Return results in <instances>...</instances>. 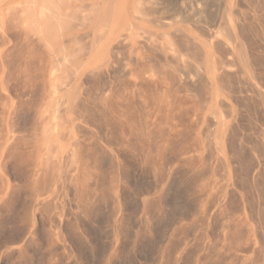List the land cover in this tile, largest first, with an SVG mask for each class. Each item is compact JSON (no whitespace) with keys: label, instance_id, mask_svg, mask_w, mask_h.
I'll return each mask as SVG.
<instances>
[{"label":"rangeland","instance_id":"1","mask_svg":"<svg viewBox=\"0 0 264 264\" xmlns=\"http://www.w3.org/2000/svg\"><path fill=\"white\" fill-rule=\"evenodd\" d=\"M195 1L196 3L201 2V0H195ZM208 1L210 2V0H206V2ZM178 2L177 1L174 2V5L176 4V9L180 10V7L178 8V4H179ZM210 4L212 5L213 3L210 2ZM210 4L207 3L208 5L207 7H209L207 8V10L208 11L210 10L211 12L215 4H213L212 6ZM245 6L246 4L244 2L243 6L237 7V10L240 11L239 15L241 14L242 16V17L240 16L242 20H244V18L250 19V16L246 15L248 8ZM210 7L213 8L210 9ZM235 15L237 14H234L233 12V14H230V18L233 20L234 19L237 20L239 15H237V17ZM11 18L12 17H9L8 20L6 21L9 23L10 26L8 27L6 36L3 39L0 38V236H1L0 239H2L0 240V264H6V263L7 264L8 263L9 264H264V253L262 252L264 250L262 249L264 246L262 244L264 243V224H263L264 221L262 220V217L260 215H259L260 217L257 215L260 211L257 210L256 212L255 210V205L253 203L255 202V200L249 199L252 200L251 201L252 203L247 201L248 200L247 198H254L252 197L253 193L251 195L252 192V190L250 189L251 180L249 185L248 178L250 179L258 178L257 171L263 172L264 170L263 159L259 157V152H257L258 150H256L257 148H259L261 144L264 143V141L261 140V133L264 132V121H263L264 103L261 102L258 99V97L256 96L257 97L256 98L254 95L253 96L255 98L253 97L251 99L252 94L247 92L249 94L248 95L245 92L246 88L243 89L244 88L243 84L245 82H249L253 86V88H255L258 92L259 91L264 92V79H263L264 68H262L264 66L263 64L264 47L261 48L262 46H264L263 41H261L260 39H254L253 37H252L253 40L250 38L251 39L250 43L252 42L251 43L252 56L250 55L249 57L248 69H245L243 64L236 65V67L232 69L229 68L227 69L225 68L227 65V63H225L227 62L226 61L227 56H225L224 50L222 51L220 49H217V52H215L216 49H214L215 47L212 46L214 40L209 39L207 32L202 33L199 30L200 28L197 24L196 27L195 25L192 26L190 24H184L180 22H172V23L164 22L167 24L165 25L163 24V27H156L153 24L139 21V17L137 15H134L133 24L137 27L145 28L147 31H150L153 34L152 38H150L151 40L147 36L146 37L142 36L141 38H137L136 36H133V38L129 42L122 43L124 44L123 45L124 48H121L122 44L121 46L120 44L116 46L115 48L118 49L116 50L114 48V52H112L113 55L114 54L116 55V58L112 54L108 55L104 73H100L96 75L95 78L92 79L91 81L86 80V77L83 75L79 76L78 79H76V82L71 85V88L67 89L69 91L68 95L70 97L69 102L66 103L64 106H62L59 101L62 92L59 91L58 89H56L57 91L54 92L55 91L54 87H57L59 85L57 83L61 82L59 81V79L61 76L65 74L66 71H68V66L66 68L59 67L61 70L60 71L59 69H57L58 68L57 66H56L57 68L54 67V65L57 64L54 60L56 56H58L57 51L60 50L63 45H64L63 48L65 49L63 51L75 52L74 54L76 55L73 56L78 57L77 59L79 60L80 54L78 53V50L80 49V47H83L85 45V41H83V37H82L84 31L75 27L71 28L70 31L67 32L65 37L61 39L63 45H58L55 51L56 53L50 54L47 53L48 51L46 52V49L45 47L43 48V45L32 46V45H26L24 43V45H26L24 46L21 36L19 34V27H18L19 25H17L18 20L17 19L12 20ZM216 19L217 21L214 20L215 23L211 22V26L212 24H214L215 27L212 26L210 28L208 26L210 28L208 29L211 30L210 31L211 33L212 32L214 33L218 30V28L220 27L219 24L223 25L225 23V20L221 16L216 17ZM236 20H235L236 24L237 23L243 24L242 22H238ZM13 21L16 22L15 26ZM252 25L249 26L251 28L250 31L256 30V25H254V27H252ZM253 28L254 30H252ZM198 30L200 31V33H198L199 32ZM183 33L188 37H190L194 42V44H196L194 46L195 48L193 49L194 51L190 52L185 49L184 44L182 43L183 40L180 38L181 35H179ZM250 35H252V33ZM16 39H18V41ZM240 39L241 38H238V41L244 42L243 39L242 40ZM66 40L68 41V46ZM146 40H148V42ZM218 40L225 43L227 42L225 36L222 34L218 35ZM257 40L260 43L257 44L258 42ZM76 41L79 44H77ZM166 42L173 45L174 51L172 52L174 53L171 54H174L173 56L179 60L180 65L182 67H186L188 65L187 64L188 62H189L188 66H190L193 63H195V60H198L199 57L202 58V56H199L198 52L199 50H203V52L204 51L209 52L212 55L213 59L219 60L221 62L219 66L225 68L223 70L226 73H229L232 76L236 75L238 72L240 75L243 74L242 78L241 77H240L241 79L238 78L237 81H236L237 77L236 78L233 77L234 81L240 82V84L243 86L241 87V91L244 94L241 93L239 96H237L240 98V100L239 98H237V100L242 101L244 100V98L246 99L247 97H250L249 100H252L253 102L256 100L254 104L251 101L252 103L250 102L248 107L245 106L243 107L242 103L238 101L236 102L232 96L230 97L228 94H226L227 92L225 88L223 86L221 87V85L224 84V80H222L223 83L222 81L219 82L218 80H215L216 83H219L220 85L215 84V86H213V90L210 92V96H208V100H206L207 97H203V99L201 97L203 101L199 99L201 94L204 96L203 93H201L200 91H199L200 93L198 92L199 88H197V90L195 89L194 93L188 92L184 86V84L188 82L186 79V72H185V71L188 72L189 71L188 69L176 74L178 75V78L176 80H173L169 76L172 72L173 56L171 57L170 54L171 51L165 49ZM175 42L179 44H176ZM75 44L77 45L75 46ZM256 44L260 45L261 47L259 46L260 48L258 49V46H256ZM22 45L23 47H21ZM149 45L152 47V49ZM73 49L74 51H71ZM147 49L148 50L150 49L151 51L150 50L148 51ZM160 50L161 52H159ZM152 51L154 52L152 53ZM259 51L260 52L263 51V52L260 53ZM123 57L125 58V60ZM254 58L257 60V64L252 61V59ZM12 60L13 62H11ZM182 60L184 61L186 60V61L182 63L183 62ZM149 62L151 64H148ZM132 63L134 70L132 69ZM185 63L187 65H185ZM258 64L259 66L260 65L261 66L259 67ZM161 65H163L162 66L163 68L164 67L166 68L162 69V67H159ZM219 66L217 65L216 68H218ZM6 67H8L9 69L7 68L8 69L7 70ZM53 68H55L56 70ZM235 68H237L238 70ZM26 70L28 73L26 72ZM51 70L52 73L56 72L54 73V75L52 74L53 76L51 75L52 77H50ZM223 70H220V73H222ZM233 70L235 71V73ZM248 70L252 74L251 77L249 76ZM181 73H183L185 78L182 77L183 75ZM244 75L245 77L248 78L245 79ZM168 76L170 80H168L169 79ZM256 76H258V78ZM46 77L48 78L50 77L49 79L53 83ZM181 78L184 79L183 80L184 82L182 81ZM56 79L58 80V82ZM191 79L192 80H190L189 83L191 82V84L193 85L198 84L196 78L195 81H194V77H192ZM60 80H62V78ZM49 83H51L52 85H50ZM86 83L88 84L90 83V85ZM100 85L103 87L101 88ZM48 86L49 88H51V90L48 88ZM117 87L119 88V90ZM128 88L130 91L128 90ZM179 88L182 89L180 90ZM75 89L76 91L77 89L79 90L77 94V99L74 98L75 96L72 95L74 94ZM94 89L96 91L98 89L99 90L98 92H95ZM19 90L21 91L19 92ZM24 91L25 94L23 93ZM93 91L97 95V97L95 98L93 97L95 95ZM18 93L21 98L18 97ZM28 93L29 95H27ZM168 93L170 94L169 96ZM216 93L220 95L222 98L216 99L215 98ZM28 98L30 99L28 100ZM95 99L98 100L96 101ZM72 100H74V102H72ZM100 101L102 102V105H100L101 104ZM58 102L59 105L57 106ZM92 102L94 103V106L96 105L95 107L93 106ZM195 102L200 103L199 104L200 106L198 107V104ZM89 103H91V105ZM219 103H221V105H218ZM79 104H81V106ZM97 104H99V108L102 107L101 112L100 109H97L98 106ZM76 105L80 107L78 108ZM118 105L121 107H119ZM83 106L87 108L85 109ZM219 106H221V108ZM257 106L259 107V109H256L258 108ZM71 108L73 109V111ZM82 108H84V110ZM222 108H224V110ZM55 109L57 112H54ZM217 109L218 110L221 109V110L218 111ZM250 109L251 110L253 109V111H251L252 113L250 112ZM254 109L256 110V112ZM85 110L89 111L90 114H87V112L85 113L84 112ZM210 110H214L215 115L217 117L216 120H213V118L211 117ZM247 110L249 111V114L255 116V117L252 116L253 117L252 118L251 115H249V118L251 117L252 119H254L253 121H251V119L249 121L247 116L244 117V115H247L248 113ZM258 110L261 112H259ZM76 111L79 114V117L78 114H76ZM220 111L222 112L225 111V113H221ZM20 112L22 113V115ZM49 112H51L52 114L54 112L55 113L54 115L55 116L57 115L56 119H58V121H56L55 116L50 114ZM60 112L62 114H60ZM253 112L255 113L253 114ZM25 113L28 115H26ZM94 113L97 116L94 115ZM101 113L104 114L103 115L104 117L102 116ZM220 113L226 117V122H227L226 136L223 139L224 155H225L224 158H222L221 155L218 154V146L215 140V134H216L215 130L219 128V126L215 125V123H217V121H219L220 116H222ZM13 114L16 115L14 116ZM40 114L42 115L40 116ZM12 115L14 118L12 117ZM51 115L54 117V119L52 118ZM16 116L19 118H17ZM21 116L23 117L21 118ZM106 116L108 118H106ZM12 118L13 120H11ZM38 118L40 119L37 120ZM93 118H95V120ZM196 118H199V120ZM21 119L24 121V124L23 122L20 123ZM50 120H54L52 121L53 123L58 122V124L54 123V127L55 125H58L57 127H55V129L53 127H52L53 129H50L52 123ZM97 120H99V122ZM60 121H62L63 124ZM135 122L136 124H134ZM212 122L213 124H211ZM89 123L91 125L93 124L92 126L94 128ZM131 123L134 124L136 128L134 126L131 127ZM14 125H16V127L18 128L20 127L23 129L14 128L15 127ZM101 125H103L104 128ZM107 125L111 126V128L108 127ZM120 125L123 127H121ZM47 126L49 127L50 131L51 130L55 131L52 133L54 134V136L50 135L51 132L48 130ZM246 126L249 127V128L247 127L249 129L248 131L247 128H245ZM77 127L79 130L77 129ZM207 127H209V129H207ZM113 128L115 131L113 130ZM231 128L233 132L231 131ZM138 129H139V134L136 132L138 131ZM233 129L236 131L238 130L237 131L238 133L236 131L234 132ZM206 130L207 131L209 130L210 132H207L206 134ZM250 130L254 134H252V132L250 133ZM11 131H16V132H11ZM81 131L82 133H84L83 135ZM151 131L153 134L156 133L157 137L158 136L160 137L155 138L156 137L155 134H154L155 137H153ZM203 131H205L204 133L205 135L203 134ZM9 132H11L12 134ZM132 132H133V136L131 135ZM44 133H47L48 135L45 134L44 136ZM141 133H142V137L140 136ZM208 133L211 134L208 135ZM257 133L259 134L256 135ZM150 134L154 138V140H152L153 138H151ZM245 135L247 136L245 137ZM248 135L250 136L249 137L250 139L251 138L254 139V140L252 139L250 140L252 141L251 143H249L250 141L248 142L249 140L247 138ZM99 136L101 138H99ZM105 136H107V139L105 138ZM125 137L126 138L128 137L127 139H129V141L125 139ZM209 137L211 138L209 139ZM102 138L105 139V141L107 140L108 143H106L107 141L105 142ZM141 138L144 140V143H142L143 140ZM232 138L234 139V141H236V144H241L240 145L241 149L245 150V151L242 150V152L246 153L247 155V156L246 155L243 156V159L244 157L245 159L242 161V164L240 162L242 159L239 160L238 162L234 158L233 150H231L232 147H230L231 146L230 139ZM242 138L245 142L247 141L248 143L247 142L244 143V141L241 140ZM207 139H209L208 141L211 140L210 141L211 145L209 142L207 143L205 142ZM137 140L141 143H138ZM148 140H150L151 142ZM160 140H162L163 142L162 141L160 142ZM48 141L50 142L52 141L53 143L51 142L48 146ZM226 141L229 143H227ZM11 142L12 143L14 142V144H11ZM115 142L117 143V145ZM130 142H131V146H130ZM153 142L155 145L153 144ZM155 142H159V143H155ZM45 143L47 144L45 145ZM122 143H124L126 146L124 144L121 145ZM259 143L261 144L259 145ZM152 144L153 146H150V152H149L148 147L149 145ZM15 145L18 147V149ZM98 145H101L102 147ZM140 145L142 148L139 147ZM168 145H171L172 147L171 146L169 147ZM208 145L210 146V148L208 147ZM8 146L9 147L11 146V148H9ZM53 146L56 149H54ZM252 146L256 147V149L251 148ZM165 147L167 149H165ZM95 148L99 149L100 151ZM151 148L153 149L156 148V149L153 152V149L151 150ZM207 149H210V151L208 152L212 155H210L207 152ZM71 150H72V154H70ZM46 153H49V155L47 154L48 158H46L47 157ZM148 153L151 155L149 156ZM42 154L45 156L44 159H43L44 156ZM69 154L73 155V158L69 156ZM142 154H143V158L141 156ZM152 155L154 158L152 157ZM170 155L171 157H169ZM49 156L51 159L49 158ZM51 156L54 158H52ZM205 156L207 158H205ZM208 156L209 157L213 156V157H210L211 159L210 158L208 159ZM145 157H147V159H145ZM166 158L169 159L170 161L169 164L168 162L166 163L167 161ZM46 159H50V160L47 161ZM70 159L73 160L70 161ZM46 161L48 162V165L45 163ZM144 161L145 162L147 161V163H145ZM250 161L252 163L255 162L259 163L260 161L259 166L256 168L254 167L253 169V167H250L251 166L250 165L249 167L251 168V171L249 169L248 170L246 169L247 172L244 173L246 165L247 167L249 165V163L246 162H250ZM70 162H73L72 163L73 166L70 164ZM243 162L246 163V165ZM138 163L139 165H137ZM233 163H237V164L235 165ZM113 164L114 166L116 165L117 168H119L118 171L114 168ZM147 164L150 166H148ZM204 164L206 165V167L207 166L208 167L206 168ZM243 164L245 165V167L241 166ZM41 165H43V167ZM49 165H50V169L48 167ZM164 165H168V166L166 167ZM232 165L236 169L232 170L233 168ZM237 165L238 167L241 166V168H243L241 170L243 171L241 170L238 171L237 169L240 168L236 167ZM71 167L73 168L71 169ZM103 167L104 169H102ZM140 167L142 168L140 169ZM144 167H148L149 171L147 168ZM105 168L107 170H105ZM261 168L263 170H261ZM136 169H138L139 173L136 172L137 171ZM142 169L145 170L147 169V170L145 171ZM161 169H163L162 171L165 170V172L162 173L164 175L160 173L162 172L160 171ZM48 170H52L50 174L52 175L53 179H51L50 174L48 176L49 178L47 177L48 173L50 172ZM53 170L55 171V173ZM44 171H46V173ZM133 171L134 173H131ZM141 171H144L143 172L144 176ZM150 171H152V173ZM173 171H175V173L177 172L179 173L175 174L173 173ZM12 172L13 173L15 172L16 174L14 173V175H12L13 174ZM202 172L203 175L206 174L207 177L203 176L202 174L201 176H199L200 173ZM239 172H241L242 174ZM53 174L55 177L53 176ZM103 174H105V178L104 176H102ZM106 175H108L109 178ZM130 175L133 178H131ZM171 175L172 177L174 175L179 176L177 177L179 179L176 180L175 178L176 176L171 179ZM215 175L218 177H216ZM232 175L235 177H232ZM259 175H261V173ZM222 176H224L225 179ZM240 177L242 178V180L245 179L244 180L245 182L248 179V182L246 183L243 181L245 183V189H246V184L248 183L247 186L249 185V188H247V190L250 189L251 191L248 190V193L244 192L245 191V189H243L244 185L242 186L243 182ZM46 178L47 181L45 180L46 182H44V179ZM237 178L240 179H238L236 183L235 181L237 180ZM48 179L49 180L51 179L50 181L52 182V184L48 182L49 181ZM103 179L104 182L102 181ZM173 179L176 181H174ZM220 180L221 182H219ZM108 181L109 183H107ZM131 181H133L132 185L130 183ZM143 181L144 183H142ZM216 181L219 182V183L217 182V185L215 184ZM173 182H175L174 185ZM238 182L240 183L241 186L239 185ZM45 183L46 184L48 183L47 184L48 186ZM102 183H104L103 187L101 186ZM133 183L135 184L133 185ZM151 183L152 185H150ZM187 184L189 186H186ZM190 184L192 185L190 186ZM119 185H121V187ZM135 185L137 187H135ZM139 185L142 188L139 187ZM146 187L147 189H145ZM182 187H184V190L183 189L181 190ZM144 189L146 191L148 190L149 191L146 192ZM185 189H189L190 191L189 190L186 191ZM150 190L153 191L150 192ZM171 190L173 192L175 190V192L177 191L178 193L176 192V195H174L175 192L173 194L171 193ZM218 190H220V192ZM228 191L231 192L229 193ZM191 193H193V195ZM245 193L249 194L248 197L246 196ZM171 194L173 199L172 198L169 199V197H171ZM186 194L188 195V197ZM189 194H191L192 196H190ZM229 197L230 198L233 197L234 200L233 199L230 200ZM215 198H216L215 200L216 202L213 200ZM182 199H185L186 201ZM210 199L213 200L214 202L210 201ZM160 200L162 201V204ZM228 200L232 202H229ZM126 201H128L129 203L127 202L126 204ZM152 201H154L153 202L154 204L156 203L155 205L157 209L155 208L154 204H152V206L150 205ZM237 201L239 203H242L243 205L239 204ZM172 202L175 204H173ZM188 203L191 205L188 206L189 205ZM248 203L250 204V206ZM164 204H165L164 207H166L167 205L166 208L163 207ZM185 204H188L187 205L188 207L187 206L185 207ZM207 204L210 206H208ZM226 204H230L232 208L229 205L226 206ZM263 204L261 205L262 208H264ZM16 205L18 206V208L15 207ZM236 205H239L238 209H236L238 207ZM234 206L236 207L234 208ZM251 206L254 209L251 208ZM151 207L154 208L151 209ZM191 207L192 209H190ZM221 207L224 208L222 209ZM247 207H249V210H247L248 209ZM96 208L98 210L95 211L94 209ZM158 208H160L159 211ZM179 208H181L180 209L181 211L179 210ZM262 208H260V210ZM166 209L167 212H170L172 210V213L171 214L167 213ZM235 209L237 211H235ZM150 210H153L154 212L152 213L151 211L150 214L149 212ZM2 211L4 213H2ZM174 211L175 214H173ZM179 211L182 212L181 215L179 214L180 213ZM176 212L178 213L176 214ZM249 212L251 219L248 216ZM155 213L158 214L156 215ZM236 215H238L237 218H235ZM228 216L230 217L229 219ZM147 217H149L150 219ZM163 217L166 222L163 220ZM253 220L256 223H254ZM12 221L16 223L13 224ZM163 221L165 222V224ZM8 222L11 223L12 225L10 226ZM63 222L64 223L66 222L65 223L66 225ZM67 222L69 223L67 224ZM79 222L81 223V225ZM151 223H153L154 226ZM74 224H75V228H74ZM256 224L258 226H256ZM66 227L68 233L67 230H65ZM71 227H73L74 230ZM146 227L148 228V230L146 229ZM69 228L72 231H70ZM5 230L8 231L6 232ZM243 230H245V232ZM249 230L251 234H249L250 233ZM11 233L12 235H10ZM235 236H237L239 240ZM240 236H242L243 238ZM248 236L250 237L249 239ZM258 236L259 237L262 236L263 241L261 238L260 240ZM235 239H237L236 240L237 242H235Z\"/></svg>","mask_w":264,"mask_h":264},{"label":"bare ground","instance_id":"2","mask_svg":"<svg viewBox=\"0 0 264 264\" xmlns=\"http://www.w3.org/2000/svg\"><path fill=\"white\" fill-rule=\"evenodd\" d=\"M178 2L179 4H178V8L180 7V10L179 9H176V4L174 5V2ZM84 2H87V3H84ZM201 2H203V3H201ZM201 2H198V3H196V1L195 0H0V38H4L5 36H6V32H7V30H8V27H10L9 26V23L8 22H6L7 20H8V18L9 17H12L11 19L12 20H14V19H17L18 20V22H17V25H19L18 27H19V34H20V36H21V39H22V41H23V45H24V43L26 44V45H32V46H35V45H43V48L45 47V49H46V52L47 53H50V54H54V53H56L55 51H56V49H57V46L58 45H63L62 44V41H61V39H63L64 37H65V35L67 34V32H69L70 31V29L71 28H73V27H75V28H79V29H81V30H83L84 31V33H83V35H82V37H83V41H85V45L83 46V44H82V46L83 47H80V49L78 50V53L80 54V58H79V60L77 59L78 57H75V56H73V55H76V54H74L75 52H65V51H63V50H65L64 48H63V46H62V50L60 49V50H58L57 52H58V56H56V58H55V62L59 65H54V67L55 68H57V69H59L60 70V68L62 67V68H66L67 66H68V71H66L65 72V74L63 75V76H61L60 77V79L62 78V80H60L59 79V81H61V82H59V83H57V84H59L57 87H54V89H55V91L54 92H56L57 90L56 89H58L59 91H61L62 92V95H61V97L59 98V101H60V103H61V105L62 106H64L66 103H68L69 102V100H70V97H69V91L67 90V89H70L71 88V85L72 84H74L75 82H76V79H78V77L79 76H85L86 77V80H92V79H94L95 78V76L96 75H98V74H100V73H104V69H105V67H106V62H107V57H108V55H110V54H112V52H114V48L116 47V46H118L119 44H120V46H121V44L122 43H126V42H129L132 38H133V36H136L137 38H141L142 36H144V37H148L149 39L150 38H152V36H153V34L150 32V31H147L145 28H141V27H137V26H135L134 24H133V16L134 15H137L138 17H139V21H141V22H145V23H149V24H153V25H155L156 27H163V24L165 25V24H167V23H164V22H168V23H172V22H180V23H184V24H190V25H195L196 26V24L199 26V30L202 32V33H205V32H207V35L209 36V39H213L214 40V43H213V45L212 46H214L215 48L214 49H216V51L215 52H217V49H220V50H224V53H225V56H227V59H226V61L227 62H225V63H227V65H226V67L225 68H229V69H232V68H234V67H236V65H240V64H243L244 65V67H245V69H248V63H249V57H250V55L252 54V52H251V48H252V42L250 43V40L252 39L253 40V38L254 39H260L261 41H263L264 42V0H210V2L211 3H213V4H215L214 5V8L213 7H210V9L211 8H213L212 9V11L210 12V10L208 11L207 10V8H209V7H207L208 5H207V3H209L210 4V2L208 1V2H206V0L205 1H202L201 0ZM244 2H245V4H246V6L245 7H247L248 8V10H247V13H246V15H249L250 16V19L248 18H244V16H243V18H244V20H242L241 18H240V16H241V14L239 15V13H240V11L239 10H237V7L238 6H243L244 5ZM212 4V5H213ZM76 5V6H75ZM211 5V4H210ZM211 5V6H212ZM246 8V9H247ZM246 11V10H245ZM210 12V13H209ZM233 12H234V14H237V15H239V17H238V19L236 20V19H231L230 18V14H233ZM245 13V12H244ZM212 14H213V16H212ZM237 15H235L236 17H237ZM244 15V14H243ZM223 17V19L225 20V23L222 25V24H219L220 25V27L218 28V30L216 31V32H210L211 30H209L212 26H214V24H212V26H211V22H214L215 23V21H217V19H216V17ZM234 16V17H235ZM6 17H8V18H6ZM235 17V18H236ZM242 17V16H241ZM164 18H165V21H164ZM168 20V21H167ZM215 20V21H214ZM235 20L236 21H238V22H242L243 24H236L235 23ZM14 22V21H13ZM19 23V24H18ZM15 24H16V22H14V26H15ZM253 24V25H252ZM250 25H252V27H254V25H256V30H254V28L252 29V30H254V31H250L251 30V28L249 27ZM210 28H209V27ZM197 27V26H196ZM215 27V26H214ZM214 27H213V29H214ZM209 28V29H208ZM198 29V28H197ZM196 29V30H197ZM198 30V31H199ZM204 32H203V31ZM200 31L198 32V33H200ZM197 32V31H196ZM176 33H179V32H176ZM252 33V35H250ZM172 34V33H171ZM219 34H222V35H224L225 36V38H226V40H227V42L225 43V42H221V41H219L218 40V35ZM179 35H181L180 36V38L183 40V44H184V47H185V49L187 50V51H190V52H192V51H194L193 49L195 48L194 46L196 45V44H194V42L192 41V39L190 38V37H188L187 35H185L184 33L183 34H179ZM207 35H206V37H207ZM71 36V35H70ZM166 36V35H165ZM165 36H163V37H165ZM171 36V35H170ZM203 36H205V35H203ZM12 37V36H11ZM15 37V36H14ZM253 37V38H252ZM18 38V37H17ZM176 38V37H175ZM238 38H241L240 40H244V42H242V41H238ZM251 38V39H250ZM19 39V38H18ZM18 39H16L17 41H18ZM144 39V38H143ZM69 40H71V39H69ZM145 40V39H144ZM151 40V39H150ZM165 40H167V39H165ZM65 41V40H64ZM147 42H148V40H146ZM177 41V40H176ZM258 41V40H257ZM15 42V41H14ZM256 42V41H255ZM4 43V42H3ZM17 43V42H16ZM66 43H67V46H68V41L66 40ZM65 43V44H66ZM76 43H77V41H76ZM176 43V42H175ZM258 43H260L259 41L257 42V44ZM15 44V43H14ZM77 44H79V43H77ZM77 44H75V46L77 45ZM160 44V43H159ZM176 44H179V43H176ZM256 44V46H258V49L261 47L260 45H257ZM264 44V43H263ZM16 45V44H15ZM21 45V44H20ZM23 45L21 46V47H23ZM26 45H24V46H26ZM123 45L124 44H122V47L121 48H124L123 47ZM125 45H127V44H125ZM181 45V44H180ZM66 46V47H67ZM146 46V45H145ZM144 46V47H145ZM150 46V45H149ZM148 46V47H149ZM166 48L165 49H167V50H169V51H171L170 52V54L171 53H174V52H172V51H174L173 50V45L172 44H170V43H167L166 42ZM253 46H254V43H253ZM260 46V47H259ZM77 47H79V46H77ZM147 47V48H148ZM151 47V46H150ZM264 46H262L261 48H263ZM71 48V47H70ZM120 48V49H121ZM146 48V47H145ZM160 48V47H159ZM197 48V47H196ZM12 49V48H11ZM116 50L118 49V48H115ZM151 49H152V47H151ZM199 49H200V47H199ZM250 49V50H249ZM257 49V50H258ZM8 50V49H7ZM6 50V51H7ZM143 50H144V48H143ZM146 50V49H145ZM148 50V49H147ZM150 50V49H149ZM148 50V51H149ZM156 50V49H155ZM180 50V49H179ZM254 50H255V48H254ZM12 51V50H11ZM17 51V50H16ZM71 51H74V49L73 50H71ZM151 51V50H150ZM185 51V50H184ZM183 51V52H184ZM212 51V50H211ZM116 52V51H115ZM145 52V51H144ZM154 51H152V53H153ZM159 52H161V50L159 51ZM158 52V53H159ZM256 52V51H255ZM260 52V51H259ZM261 52H263V51H261ZM260 52V53H261ZM73 53V54H72ZM117 53V52H116ZM199 56H202V58H198V60H195V63H193L192 65H190V66H188L189 65V62L186 64L185 63V65H187L186 67H182L181 65H180V62H179V60L177 59V58H175L173 55L174 54H171V57L173 58V61H172V64H173V67H172V72H171V74L169 75L173 80H176L177 78H178V75H176V74H178L179 72H182V71H185L186 69H188L189 71L187 72V71H185L186 72V79H187V81L188 82H186L185 84H184V86H185V88H186V90L188 91V92H193L194 93V91H195V89L197 90V88H199V90H198V92L200 91L201 93H203L204 94V96L201 94V96L199 97V99H201V97H202V99H203V97H207L206 98V100H208V96H210V92L213 90V86H215V84H219V83H216V81L215 80H218L219 82H221L222 80H224V84H222L221 85V87L223 86L224 88H225V90H226V94H228L230 97L232 96L234 99H235V101L237 102H240V103H242L241 105L244 107H248L249 106V104H250V102L252 101V100H249L250 99V97H247L246 99L244 98V100H242V101H239L240 100V98L239 97H237V96H239L241 93H242V91H241V87H243L244 86V88L243 89H245L246 88V93L247 92H249L250 94H252L251 96V99L255 96H257L258 97V99L261 101V102H263L264 103V92H262V91H257L255 88H253V86L249 83V82H245L244 84H243V86L240 84V82H236L237 81V79L238 78H242V75L243 74H239V72L237 73L238 74V76H237V74L236 75H230L229 73H226L223 69H225V68H222V66L220 67L219 65H220V61L219 60H215V59H213V57H212V55L209 53V52H206V51H204L203 52V50H199ZM220 53V52H219ZM218 53V54H219ZM223 53V52H222ZM123 54V53H122ZM156 54V53H155ZM178 54V53H177ZM208 54V55H207ZM113 55V54H112ZM118 55V54H117ZM124 55V54H123ZM222 55V54H221ZM49 56V55H48ZM113 56H115V58H116V55L114 54ZM133 56V55H132ZM160 56V55H159ZM252 56V55H251ZM51 57V56H50ZM112 57V56H111ZM131 57V56H130ZM224 57V56H223ZM124 58V57H123ZM122 58V59H123ZM182 58V57H181ZM186 58V57H185ZM221 58H222V56H221ZM264 58V57H263ZM4 59V58H3ZM3 59H2V61H3ZM113 59H114V57H113ZM121 59V60H122ZM160 59V58H159ZM183 59V58H182ZM9 60H11V59H9ZM118 60V59H117ZM124 60H125V58H124ZM135 60V59H134ZM148 60V59H147ZM146 60V61H147ZM187 60V59H186ZM185 60V61H186ZM263 60V59H262ZM7 61H8V59H7ZM161 61V60H160ZM183 62L182 63H184L185 61L184 60H182ZM188 61V60H187ZM252 61L254 62V63H256L257 64V60L254 58V59H252ZM11 62H13V60L11 61ZM26 62V61H25ZM54 62V63H55ZM155 62V61H154ZM192 62H194V61H192ZM120 63H121V61H120ZM153 63V62H152ZM3 64H5V63H3ZM6 64H7V62H6ZM12 64V63H11ZM14 64V63H13ZM148 64H151L150 62L148 63ZM155 64V63H154ZM164 64V63H163ZM252 64V63H251ZM262 64V63H261ZM264 64V63H263ZM219 66L218 68H216V66ZM222 65V64H221ZM57 66V67H56ZM151 66H153V65H151ZM150 66V67H151ZM163 65H161V66H159V67H162ZM253 66V65H252ZM257 66V65H256ZM258 66H259V64H258ZM261 66V65H260ZM259 66V67H260ZM11 67V66H10ZM60 67V68H59ZM125 67V66H124ZM8 67H6V69H7ZM37 68V67H36ZM55 68H53V69H55ZM164 68H166V67H164ZM163 67H162V69H164ZM262 68H264V66L262 67ZM9 69V68H8ZM7 69V70H8ZM19 69V68H18ZM52 69V70H53ZM121 69V68H120ZM128 69V68H127ZM132 69H133V63H132ZM226 69V70H227ZM235 69H237V68H235ZM11 70V69H10ZM34 70V69H33ZM52 70H51V73H50V77H52L53 75H54V73H56V72H54V73H52ZM56 70V69H55ZM107 70H109V69H107ZM134 70V69H133ZM158 70V69H157ZM156 70V71H157ZM220 70H223L224 71V73H223V71H222V73H220ZM238 70V69H237ZM252 70H254V69H252ZM29 71V70H28ZM54 71V70H53ZM61 71V70H60ZM62 71H64V70H62ZM234 71V70H233ZM26 72H27V70H26ZM30 72V71H29ZM32 72V71H31ZM58 72V71H57ZM119 72V71H118ZM147 72V71H146ZM165 72V71H164ZM7 73H8V71H7ZM28 73V72H27ZM127 73V72H126ZM170 73V72H169ZM184 73V72H183ZM183 73H181L182 75H183ZM234 73H235V71H234ZM248 73H249V76L251 77L252 76V74L250 73V71L248 70ZM53 74V75H52ZM115 74H117V73H115ZM133 74H135V73H133ZM157 74V73H156ZM9 75V74H8ZM33 75V74H32ZM52 75V76H51ZM159 75V74H158ZM180 75V74H179ZM246 75V74H245ZM245 75H244V77H245ZM115 76H117V75H115ZM135 76V75H134ZM147 76V75H146ZM163 76V75H162ZM169 76H168V78H169ZM264 76V75H263ZM49 77V78H50ZM143 77H145V76H143ZM161 77V76H160ZM183 78H185L184 77V75L182 76ZM192 77H194V81H195V78L197 79V82H198V86L197 85H193V84H191V82L189 83V81L190 80H192L191 78ZM236 78V81H234V78ZM257 78H258V76H256ZM46 78H48V77H46ZM48 78V79H49ZM101 78H102V76H101ZM167 78V79H168ZM180 78V77H179ZM240 78V79H241ZM248 77H245V79H247ZM261 78H262V76H261ZM39 79V78H38ZM53 79V78H52ZM114 79V78H113ZM182 79V78H181ZM263 79H264V77H263ZM9 80V79H8ZM32 80V79H31ZM50 80V79H49ZM57 80V79H56ZM56 80H54V81H56ZM102 80V79H101ZM140 80V79H139ZM168 80H170V78L168 79ZM167 80V81H168ZM184 79H182V81H183ZM257 80H259V79H257ZM261 80V79H260ZM51 81V80H50ZM137 81V80H136ZM241 81V80H240ZM52 82V81H51ZM57 82H58V80H57ZM115 82V81H114ZM175 82V81H174ZM184 82V81H183ZM259 82V81H258ZM6 83V82H5ZM24 83V82H23ZM29 83H30V81H29ZM48 83V82H47ZM53 83V82H52ZM194 83V82H193ZM222 83H223V81H222ZM4 84V83H3ZM10 84V83H9ZM50 85H52L51 83H49ZM80 84V83H79ZM86 84H88V83H86ZM101 84V83H100ZM104 84V83H103ZM102 84V85H103ZM110 84V83H109ZM261 84V83H260ZM45 85V84H44ZM49 85V86H50ZM88 85H90V83L88 84ZM107 85V84H106ZM105 85V86H106ZM115 85V84H114ZM134 85V84H133ZM220 85V84H219ZM262 85V84H261ZM19 86V85H18ZM25 86V85H24ZM49 86H48V88H49ZM87 86V85H86ZM93 86V85H92ZM101 86V85H100ZM20 87V86H19ZM46 87V86H45ZM51 87V86H50ZM79 87V86H78ZM97 87V86H96ZM103 86H101V88H102ZM263 87V86H262ZM24 88V87H23ZM22 88V89H23ZM32 88V87H31ZM52 88H53V86H52ZM88 88H89V86H88ZM98 88V87H97ZM114 88V87H113ZM118 88V87H117ZM50 90H51V88H49ZM83 89H85V88H83ZM107 89V88H106ZM173 89V88H172ZM180 89V88H179ZM182 89V88H181ZM180 89V90H181ZM53 90V89H52ZM95 90V89H94ZM99 90V89H98ZM98 90L96 91L95 90V92H98ZM118 90H119V88H118ZM128 90H129V88H128ZM21 90H19V92H20ZM75 92H74V94H72L73 96H75L74 98H76L77 99V94H78V89H77V91H76V89L74 90ZM83 91V90H82ZM112 91V90H111ZM130 91V90H129ZM32 92H34V91H32ZM152 92V91H151ZM181 92V91H180ZM199 92V93H200ZM14 93H15V91H14ZM24 94H25V91L23 92ZM31 93V92H30ZM93 93H94V91H93ZM102 93V92H101ZM100 93V94H101ZM178 93V92H177ZM17 94V93H16ZM33 94V93H32ZM35 94V93H34ZM82 94V93H81ZM95 94V95H94ZM93 95V97L95 98V97H97V95H96V93H94ZM106 94V93H105ZM147 94V93H146ZM242 94H244V93H242ZM248 94V93H247ZM23 95V94H22ZM27 95H29V93L27 94ZM36 95V94H35ZM49 95V94H48ZM159 95V94H158ZM157 95V96H158ZM170 94L168 93V96H169ZM180 95V94H179ZM197 95V94H196ZM246 95V94H245ZM249 95V94H248ZM247 95V96H248ZM254 95V96H253ZM37 96V95H36ZM106 96V95H105ZM110 96V95H109ZM167 96V97H168ZM176 96V95H175ZM183 96V95H182ZM244 96V95H243ZM18 97H20V95H19V93H18ZM32 97H33V95H32ZM79 97V96H78ZM89 97V96H88ZM92 97V98H93ZM99 97V96H98ZM111 97V96H110ZM131 97V96H130ZM189 97V96H188ZM254 97V98H255ZM256 97V98H257ZM21 98V97H20ZM93 98V99H94ZM100 98V97H99ZM128 98V97H127ZM143 98V97H142ZM145 98V97H144ZM215 98L216 99H220V98H222L220 95H218L217 93H216V95H215ZM237 98H239V100H237ZM243 98V97H242ZM26 99H27V97H26ZM30 98H28V100H29ZM79 99V98H78ZM104 99V98H103ZM146 99V98H145ZM153 99H154V97H153ZM167 99H169V98H167ZM198 99V98H197ZM201 99V100H202ZM22 100H23V97H22ZM25 100V99H24ZM28 100H26V101H28ZM75 100V99H74ZM74 100H72V102H74ZM96 100V99H95ZM98 100V99H97ZM96 100V101H97ZM119 100V99H118ZM179 100V99H178ZM233 100V99H232ZM8 101V100H7ZM20 101V100H19ZM31 101V100H30ZM76 101V100H75ZM177 101V100H176ZM184 101V100H183ZM203 101V100H202ZM205 101V100H204ZM222 101V100H221ZM256 101V100H255ZM254 101V102H255ZM91 102V101H90ZM93 102H94V100H93ZM92 102V104H93V106H94V103ZM104 102V101H103ZM122 102V101H121ZM138 102V101H137ZM200 102V101H199ZM253 102V101H252ZM251 102V103H252ZM254 102H253V104H254ZM259 102V101H258ZM97 103V102H96ZM95 103V104H96ZM99 103V102H98ZM100 105H102V102L100 101ZM115 103V102H114ZM195 103H197V102H195ZM204 103V102H203ZM206 103V102H205ZM22 104H23V102H22ZM31 104V103H30ZM45 104V103H44ZM76 104V103H75ZM90 105H91V103H89ZM145 104V103H144ZM171 104V103H170ZM198 104V107L200 106L199 104L200 103H197ZM59 105V102H58V104H57V106ZM80 106H81V104H79ZM84 105V104H83ZM98 106H97V109H100V112H101V108H99V104H97ZM141 105V104H140ZM192 105V104H191ZM218 105H221V103H219ZM23 106V105H22ZM28 106H29V104H28ZM34 106V105H33ZM77 106V105H76ZM80 106H77L78 108L80 107ZM86 106V105H85ZM96 106V105H95ZM94 106V107H95ZM119 106V105H118ZM258 106H260V105H258ZM257 106V107H258ZM264 106V105H263ZM55 107V106H54ZM84 107V106H83ZM119 107H121V106H119ZM202 107V106H201ZM200 107V108H201ZM218 107V106H217ZM220 108H221V106H219ZM223 107V106H222ZM228 107V106H227ZM226 107V108H227ZM235 107V106H234ZM255 107V106H254ZM28 108V107H27ZM56 108V107H55ZM60 108V107H59ZM85 109L87 108V107H84ZM84 108H82L83 110H84ZM133 108V107H132ZM131 108V109H132ZM135 108H136V106H135ZM25 109V108H24ZM72 109V108H71ZM104 109V108H103ZM102 109V110H103ZM127 109V108H126ZM125 109V110H126ZM129 109V108H128ZM204 109V108H203ZM223 110H224V108H222ZM256 109H259V107L258 108H256ZM105 110V109H104ZM103 110V111H104ZM137 110V109H136ZM218 110V109H217ZM219 110H221V109H219ZM218 110V111H219ZM249 110V109H248ZM247 110V115H244V117L245 116H247V118H248V120L250 121V119H251V121H253L254 119H252L253 117L252 116H254V115H251V114H249V111ZM255 110V109H254ZM260 110H261V107H260ZM18 111V110H17ZM44 111V110H43ZM52 111V110H51ZM72 111H73V109H72ZM82 111V110H81ZM103 111H102V113H103ZM138 111V110H137ZM201 111V110H200ZM251 111H253V109L251 110L250 109V112ZM259 111V110H258ZM22 112V111H21ZM20 112V113H21ZM24 112V111H23ZM54 112H57L56 111V109H55V111ZM53 112V114L51 113V112H49L50 114H52V115H54L55 113ZM74 112H75V109H74ZM85 113L87 112V114H90V112L89 111H84ZM89 112V113H88ZM125 112V111H124ZM127 112V111H126ZM139 112V111H138ZM142 112V111H141ZM221 113H225V111L224 112H222V111H220ZM228 112V111H227ZM255 112H256V110H255ZM255 112H253V114L255 113ZM259 112H261V111H259ZM92 113H93V110H92ZM101 113V114H102ZM106 113V112H105ZM220 113V114H221ZM252 113V112H251ZM10 114H12V113H10ZM26 114V113H25ZM45 114V113H44ZM58 114V113H57ZM60 114H62L61 112H60ZM59 114V115H60ZM76 114H78L77 113V111H76ZM76 114H75V116H76ZM86 114V115H87ZM108 114V113H107ZM133 114V113H132ZM261 114H263V113H261ZM14 115V114H13ZM13 115H12V117H13ZM16 115V114H15ZM14 115V116H15ZM21 115H22V113H21ZM26 115H28V114H26ZM25 115V116H26ZM42 114H40V116H41ZM51 115V116H52ZM58 115V116H59ZM92 115V114H91ZM94 115H96L95 113H94ZM104 114H102V116H103ZM106 115V114H105ZM126 115V114H125ZM145 115V114H144ZM210 115H211V117L213 118V120H216L217 119V117H216V115H215V112H214V110H210ZM222 115V114H221ZM249 115H251V117L249 118ZM260 115V114H259ZM55 116V115H54ZM57 116V115H56ZM56 116H55V119H56ZM62 116V115H61ZM97 116V115H96ZM17 117V116H16ZM23 116H21V118H22ZM28 117V116H27ZM78 117H79V114H78ZM82 117V116H81ZM104 117V116H103ZM137 117V116H136ZM135 117V118H136ZM200 117V116H199ZM208 117V116H207ZM255 117V116H254ZM263 117V116H262ZM14 118V117H13ZM13 118L11 119V120H13ZM17 118H19V117H17ZM29 118V117H28ZM52 118L54 119V117L52 116ZM59 118V117H58ZM100 118V117H99ZM106 118H108L107 116H106ZM131 118H132V116H131ZM143 118V117H142ZM181 118V117H180ZM195 118V117H194ZM201 118V117H200ZM210 118V117H209ZM264 118V117H263ZM24 119V118H23ZM40 118H38L37 120H39ZM43 119V118H42ZM41 119V120H42ZM62 119V118H61ZM94 120H95V118H93ZM101 119V118H100ZM124 119V118H123ZM162 119V118H161ZM196 119H198L199 120V118H196ZM244 119H246V118H244ZM93 120V121H94ZM102 120V119H101ZM100 120V121H101ZM106 120V119H105ZM147 120V119H146ZM149 120V119H148ZM210 120V119H209ZM256 120V119H255ZM261 120H263V119H261ZM26 121V120H25ZM51 122L52 121H54V120H50ZM56 121H58V119H56ZM98 122H99V120H97ZM133 121V120H132ZM156 121V120H155ZM243 121V120H242ZM248 121V122H249ZM264 121V120H263ZM9 122H10V119H9ZM23 122V124H24V121L21 119V122L20 123H22ZM61 123H62V121H60ZM107 122H108V119H107ZM137 122V121H136ZM136 122L134 123V124H136ZM147 122V121H146ZM153 122V121H152ZM176 122V121H175ZM209 122V121H208ZM214 122V121H213ZM213 122L211 123V124H213ZM240 122V121H239ZM247 122V121H246ZM31 123V122H30ZM53 123V122H52ZM52 123H51V128L50 129H55V127H57L58 125H55V127H54V123L56 124H58V122H54L53 123V126H52ZM60 123V124H61ZM65 123V122H64ZM95 123V122H94ZM97 123V122H96ZM196 123V122H195ZM245 123V122H244ZM243 123V124H244ZM251 123V122H250ZM253 123V122H252ZM9 124V123H8ZM63 124V123H62ZM61 124V125H62ZM90 124V123H89ZM98 124V123H97ZM102 124V123H101ZM121 124V123H120ZM134 124H132L131 123V127L132 126H134ZM155 124V123H154ZM157 124V123H156ZM234 124V123H233ZM247 124V123H246ZM254 124V123H253ZM256 124V123H255ZM258 124V123H257ZM48 125V124H47ZM85 125V124H84ZM91 125V124H90ZM93 125V124H92ZM91 125V126H92ZM99 125H100V123H99ZM140 125H141V122H140ZM209 125V124H208ZM215 125H218L219 126V128L217 129V130H215V140H216V142H217V146H218V154L219 155H221V157L222 158H224V144H223V139L225 138V136H226V125H227V122H226V117L225 116H220V118H219V121H217V123H215ZM249 125V124H248ZM9 126V125H8ZM11 126V125H10ZM15 127L14 128H18V127H16V125H14ZM94 126H95V124H94ZM97 126V125H96ZM101 126H103V125H101ZM108 126V125H107ZM121 126V125H120ZM153 126V125H152ZM151 126V127H152ZM250 126V125H249ZM253 126V125H252ZM257 126V125H256ZM39 127V126H38ZM48 127V126H47ZM53 127V128H52ZM93 127V126H92ZM98 127V126H97ZM100 127V126H99ZM108 127H110L111 128V126H108ZM121 127H123V126H121ZM135 127V126H134ZM133 127V128H134ZM140 127V126H139ZM147 127V126H146ZM186 127V126H185ZM210 127H211V125H210ZM240 127V126H239ZM248 126H246L245 128H247ZM11 128V127H10ZM20 128V127H19ZM18 128V129H19ZM94 128V127H93ZM103 128H104V126H103ZM102 128V129H103ZM136 128V127H135ZM142 128V127H141ZM235 128V127H234ZM244 128V127H243ZM249 128V127H248ZM247 128V131L249 130ZM261 128H263V127H261ZM12 129V128H11ZM10 129V130H11ZM20 129H23V128H20ZM50 129H49V127H48V130L50 131ZM75 129V128H74ZM77 129H78V127H77ZM83 129V128H82ZM118 129H119V127H118ZM152 129V128H151ZM207 129H209V127H207ZM212 129V128H211ZM15 130V129H14ZM45 130V129H44ZM79 130V129H78ZM97 130H99V129H97ZM113 130H114V128H113ZM134 130H136V129H134ZM171 130V129H170ZM190 130V129H189ZM234 130V129H233ZM244 130H246V129H244ZM251 130H253V129H251ZM250 130V133L252 132ZM86 131V130H85ZM115 131V130H114ZM185 131V130H184ZM231 131H232V128H231ZM236 130H234V132H235ZM238 131V130H237ZM236 131V132H237ZM11 132H16V131H11ZM11 132H9V133H11ZM46 132V131H45ZM51 133H50V135H53L54 136V134H52L53 132H55L54 130L52 131H50ZM91 132H93V131H91ZM100 132V131H99ZM130 132V131H129ZM129 132H127V133H129ZM138 134H139V129H138V131H136ZM141 132V131H140ZM150 132V131H149ZM162 132V131H161ZM161 132H160V134H161ZM189 132V131H188ZM207 132H210L209 130L207 131L206 130V134H207ZM212 132V131H211ZM228 132V131H227ZM233 132V131H232ZM81 133H82V131H81ZM88 133V132H87ZM104 133V132H103ZM110 133H113V132H110ZM115 133V132H114ZM117 133V132H116ZM119 133V132H118ZM142 133H144V132H142ZM142 133L140 134V136L142 137ZM165 133V132H164ZM184 133V132H183ZM205 133V131H203V134ZM238 133V132H237ZM12 134V133H11ZM14 134V133H13ZM43 134V133H42ZM45 134H47V133H44V136H45ZM48 134H49V132H48ZM47 134V135H48ZM84 133H82V135H83ZM86 134V133H85ZM151 134H153L152 133V131H151ZM151 134H150V136H151ZM155 134V136H156V133H154ZM154 134H153V137H155L154 136ZM177 134V133H176ZM179 134V133H178ZM202 134V135H203ZM209 134H211V133H208V135ZM240 134V133H239ZM238 134V135H239ZM252 134H254L253 132H252ZM259 133H257L256 135H258ZM10 135V134H9ZM100 135V134H99ZM114 135V134H113ZM132 136H133V132H132V134H131ZM137 135V134H136ZM205 135V134H204ZM228 135V134H227ZM233 135V134H232ZM255 135V136H256ZM65 136V135H64ZM80 136V135H79ZM89 136H90V134H89ZM101 136V135H100ZM99 136V138H101ZM104 136V135H103ZM118 136V135H117ZM119 136H120V134H119ZM129 136H130V134H129ZM139 136V135H138ZM149 136V137H150ZM165 136H166V134H165ZM247 135H245V137H246ZM11 137V136H10ZM94 137V136H93ZM92 137V138H93ZM116 137V136H115ZM152 136H151V138H153ZM160 136H156L155 138H159ZM162 137V136H161ZM204 137V136H203ZM235 137V136H234ZM244 137V136H243ZM250 136L248 135V142L252 139V140H254L253 138H249ZM45 138V137H44ZM48 138V137H47ZM46 138V139H47ZM76 138V137H75ZM86 138V137H85ZM105 138L107 139V136H105ZM117 138V137H116ZM119 138V137H118ZM120 138H121V136H120ZM128 138V137H127ZM126 137H125V139H127ZM131 138V137H130ZM136 138H137V136H136ZM140 138V137H139ZM211 137H209V139H210ZM10 139V138H9ZM103 139V138H102ZM142 139V138H141ZM150 139V138H149ZM205 139H206V137H205ZM209 139H207L205 142L207 143V142H209L210 143V141H208ZM227 139V138H226ZM225 139V140H226ZM258 139V138H257ZM14 140V139H13ZM15 140H16V138H15ZM14 140V141H15ZM45 140V139H44ZM48 140V139H47ZM47 140H46V142H47ZM95 140V139H94ZM104 141H105V139H103ZM128 141H129V139H127ZM132 140V139H131ZM130 140V141H131ZM139 140V139H138ZM137 140V141H138ZM143 140V139H142ZM146 140H147V138H146ZM152 140H154V138L152 139ZM237 140H238V138H237ZM241 140H243V138L241 139ZM246 140V139H245ZM261 140H263L264 141V132H262L261 133ZM9 141V140H8ZM96 141H97V139H96ZM96 141H95V143H96ZM107 141V140H106ZM105 141V142H106ZM111 141V140H110ZM140 141V140H139ZM138 141V143H141V142H139ZM148 141H150V140H148ZM162 140H160V142H161ZM184 141V140H183ZM244 141V140H243ZM263 141H261V142H263ZM52 142V141H51ZM50 141H48V146H49V144L51 143ZM87 142V141H86ZM117 142H118V140H117ZM120 142V141H119ZM123 142V141H122ZM125 142V141H124ZM134 142H135V140H134ZM147 142V141H146ZM145 142V143H146ZM151 142V141H150ZM163 142V141H162ZM173 142V141H172ZM227 142V141H226ZM247 142V141H246ZM245 141H244V143H246ZM247 142V143H248ZM252 141H250L249 143H251ZM257 142V141H256ZM53 143V142H52ZM73 143H74V141H73ZM77 143V142H76ZM106 143H108V141L106 142ZM116 143V142H115ZM127 143V142H126ZM142 143H144V140H143V142ZM149 143V142H148ZM155 143H159V142H155ZM187 143V142H186ZM188 143H191V142H188ZM199 143V142H198ZM227 143H229V142H227ZM11 144H14V142L12 143L11 142ZM47 143H45V145H46ZM85 144V143H84ZM120 144V143H119ZM118 144V145H119ZM124 143H122L121 145H123ZM135 144V143H134ZM136 144H137V142H136ZM153 144H154V142H153ZM153 144L152 145H149V152H150V146H153ZM230 144H231V146L230 147H232V149L231 150H233V153H234V158L239 162V160H241L240 162H241V164H242V161L245 159V157H244V159H243V156H245L246 155V153H244V152H242V150L243 149H241V147H240V145L241 144H236V141H234V139L232 138V139H230ZM254 144V143H253ZM252 144V145H253ZM257 144V143H256ZM255 144V145H256ZM261 143H259V145H260ZM19 145V144H18ZM92 145H93V143H92ZM116 145H117V143H116ZM125 145V144H124ZM128 145H129V143H128ZM132 145H133V142H132ZM155 145V144H154ZM157 145V144H156ZM210 145H211V143H210ZM16 146V145H15ZM88 146V145H87ZM96 146H97V144H96ZM98 146H101V145H98ZM126 146V145H125ZM130 146H131V142H130ZM130 146H128V147H130ZM135 146V145H134ZM169 147L171 146V145H168ZM205 146H206V144H205ZM228 146V145H227ZM9 147V146H8ZM17 147V146H16ZM54 147V146H53ZM57 147V146H56ZM102 147V146H101ZM113 147V146H112ZM136 147V146H135ZM139 147H141V145L139 146ZM157 147V146H156ZM172 147V146H171ZM208 147L210 148V146L208 145ZM207 147V148H208ZM9 148H11V146L9 147ZM97 148H100V147H97ZM97 148H95V149H97ZM142 148V147H141ZM159 148V147H158ZM228 148V147H227ZM251 148H255L256 149V147H254V146H252ZM17 149H18V147H17ZM16 149V150H17ZM46 149H49V148H46ZM52 149V148H51ZM54 149H56L55 147H54ZM85 149V148H84ZM94 149V150H95ZM145 149H146V147H145ZM153 148H151V150H152ZM156 149V148H155ZM155 149H153V152H154V150ZM165 149H167L166 147H165ZM191 149H192V147H191ZM201 149V148H200ZM53 150V149H52ZM51 150V151H52ZM73 150V149H72ZM72 150L69 152L70 154H72ZM86 150V149H85ZM97 150H99V149H97ZM140 150V149H139ZM171 150V149H170ZM188 150V149H187ZM256 150H258L257 152H259V157L260 158H262L263 159V164H264V143L263 144H261L260 146H259V148H257ZM43 151V150H42ZM47 151V150H46ZM51 151H48V152H51ZM82 151H84V150H82ZM88 151V150H87ZM87 151H85V152H87ZM100 151V150H99ZM142 151V150H141ZM145 151V150H144ZM158 151V150H157ZM199 151V150H198ZM208 151H210V149H207V152ZM211 151H212V149H211ZM228 151V150H227ZM243 151H245V150H243ZM255 151V150H254ZM94 152V151H93ZM137 152V151H136ZM206 152V153H207ZM232 152V151H231ZM55 153V152H54ZM209 153V152H208ZM212 153V152H211ZM233 153H232V155H233ZM44 154V153H43ZM42 154V155H43ZM49 155V153H46V155ZM51 154V153H50ZM69 154V156H71L72 158H73V155H70ZM73 154H74V152H73ZM89 154V153H88ZM102 154V153H101ZM107 154V153H106ZM126 154H127V152H126ZM129 154V153H128ZM137 154V153H136ZM139 154H140V152H139ZM147 154V153H146ZM149 154V153H148ZM157 154V153H156ZM210 154V153H209ZM230 154V153H229ZM248 154V153H247ZM45 155V154H44ZM43 155V156H44ZM48 155H47V157L46 158H48ZM90 155V154H89ZM151 154H149V156H150ZM155 155V154H154ZM166 155V154H165ZM165 155H164V157H165ZM205 155H207V154H205ZM210 155H212V154H210ZM231 155V156H232ZM249 155H251V154H249ZM258 155V154H257ZM39 156V155H38ZM53 156H55V155H53ZM102 156V155H101ZM140 156V155H139ZM142 156V158H143V154L141 155ZM148 156V155H147ZM231 156H230V158H231ZM247 156V155H246ZM52 157V156H51ZM87 157H88V155H87ZM130 157H132V156H130ZM136 157V156H135ZM138 157V156H137ZM152 157H153V155H152ZM169 157H171V155L169 156ZM168 157V158H169ZM175 157V156H174ZM210 157H213V156H210ZM209 156H208V159L210 158ZM229 157V156H228ZM252 157V156H251ZM41 158H42V156H41ZM45 158V156L43 157V159ZM49 158H50V156H49ZM52 158H54V157H52ZM100 158V157H99ZM126 158H128V157H126ZM125 158V159H126ZM151 158V157H150ZM149 158V159H150ZM154 158V157H153ZM152 158V159H153ZM205 158H207L206 156H205ZM249 158H250V156H249ZM259 158V159H260ZM7 159V158H6ZM51 159V158H50ZM50 159H46L47 161L48 160H50ZM103 159V158H102ZM124 159V160H125ZM130 159V158H129ZM145 159H147V157H145ZM152 159H151V161H152ZM157 159V158H156ZM167 159V158H166ZM175 159V158H174ZM211 159V158H210ZM221 159V158H220ZM247 159V158H246ZM252 159V158H251ZM254 159V158H253ZM73 159H70V161H72ZM106 160V159H105ZM161 160H163V159H161ZM165 160V159H164ZM207 160V159H206ZM248 160H250V159H248ZM5 161V160H4ZM42 161V160H41ZM45 162L47 165H48V162ZM65 161V160H64ZM102 161V160H101ZM128 161V160H127ZM148 161V160H147ZM147 161L145 162V163H147ZM150 161V160H149ZM154 161V160H153ZM172 161H174V160H172ZM217 161H219V160H217ZM222 161V160H221ZM262 161V160H261ZM75 162H76V160H75ZM108 162V161H107ZM143 162V163H144ZM168 162V164H169V159H167V161H166V163ZM189 162H191V161H189ZM230 162H232V161H230ZM233 162H235V161H233ZM255 162V161H254ZM72 163L73 162H70V164L72 165ZM105 163V162H104ZM206 163H207V161H206ZM208 163H209V161H208ZM216 163H218V162H216ZM244 163V162H243ZM246 163H249V165H248V167L250 166V167H253V169H254V167L256 168V167H258L259 166V163H260V161H259V163H252L251 161L250 162H246ZM246 163H244L245 165H246ZM43 164V163H42ZM45 164V165H46ZM49 164H52V163H49ZM54 164V163H53ZM129 164V163H128ZM135 164V163H134ZM164 164V163H163ZM230 164H232V163H230ZM233 164H237V163H233ZM241 165V166H243V167H245V165ZM70 165V166H71ZM74 165H76V164H74ZM92 165V164H91ZM103 165V164H102ZM108 165V164H107ZM126 165V164H125ZM137 165H139V163L137 164ZM145 165V164H144ZM148 165V164H147ZM153 165V164H152ZM205 165V164H204ZM204 165H202V166H204ZM210 165H212V164H210ZM219 165V164H218ZM223 165V164H222ZM239 165V164H238ZM238 165L236 166V167H238ZM42 167H43V165H41ZM52 166V165H51ZM67 166V165H66ZM73 166V165H72ZM113 166H114V164H113ZM135 166V165H134ZM133 166V167H134ZM148 166H150V165H148ZM164 166H168V165H164ZM216 166H217V164H216ZM241 166H239L238 168H240V169H237L238 171L239 170H241V169H243V168H241ZM49 167V169H50V165L48 166ZM106 167V166H105ZM112 167V166H111ZM136 167V166H135ZM160 167H162V166H160ZM186 167V166H185ZM205 167H206V165H205ZM204 167V168H205ZM208 167V166H207ZM206 167V168H207ZM219 167V166H218ZM222 167V166H221ZM220 167V168H221ZM232 167H233V165H232ZM231 167V168H232ZM246 167H247V165H246ZM245 167V170L247 169H249L250 171H251V168L249 167H247L246 168ZM44 168H46V167H44ZM68 168H69V166H68ZM73 167H71V169H72ZM109 168V167H108ZM114 168L118 171L119 170V168H117V166L115 165L114 166ZM130 168H132V167H130ZM139 168V167H138ZM142 167H140V169H141ZM144 168H147L148 169V167H144ZM169 168V167H168ZM42 169V168H41ZM55 169V168H54ZM75 169V168H74ZM73 169V170H74ZM102 169H104V167L102 168ZM101 169V170H102ZM139 169V170H140ZM146 169V170H147ZM165 169V168H164ZM201 169H203V168H201ZM233 169H236L235 167H233L232 168V170ZM252 169V170H253ZM100 170V171H101ZM105 170H107L106 168H105ZM104 170V171H105ZM132 170V169H131ZM131 170H129V171H131ZM134 170V169H133ZM137 171L136 172H138V169H136ZM142 170H145V169H142ZM145 170V171H146ZM163 169H161L160 171H162ZM211 170V169H210ZM217 170V169H216ZM221 170V169H220ZM236 170V171H237ZM244 170V173H246L247 172V170L245 171ZM261 170H263L262 168H261ZM48 171H50L49 173H48V175H47V177L49 176V174L51 173V171L52 170H48ZM54 171V170H53ZM110 171H111V169H110ZM148 171H149V169H148ZM176 171V170H175ZM175 171H173V173H175ZM179 171V170H178ZM222 171H223V168H222ZM235 171V170H234ZM241 171H243V170H241ZM45 173H46V171H44ZM72 172V171H71ZM142 172V174H143V176H144V171H141ZM151 173H152V171H150ZM149 172V173H150ZM163 172H165V170L164 171H162V172H160L161 174L163 173ZM13 173V172H12ZM15 173V172H14ZM14 173L12 174V175H14ZM44 173V174H45ZM53 173V172H52ZM54 173H55V171H54ZM73 173V172H72ZM103 173H105V172H103ZM109 173V172H108ZM131 173H134V171L133 172H131ZM139 173V172H138ZM148 173V172H147ZM146 173V174H147ZM150 173V174H151ZM172 173V174H173ZM177 173H179V172H177ZM177 173H175V174H177ZM213 173H214V171H213ZM219 173H221V172H219ZM223 173V172H222ZM239 173H241V172H239ZM238 173V174H239ZM249 173H251V172H249ZM261 173V175H263L264 174V170H263V172H260V171H257V176H258V178H253V179H250V178H248L249 179V185H250V180H251V190H252V192H251V195H252V193H253V196L252 197H254V198H247L246 200L248 201V202H250V203H252L251 201L252 200H249V199H254L255 200V202H253L254 203V205H255V210H256V212H257V210L258 211H260L257 215L259 216H261L262 217V220L264 221V208H262V204H263V202H264V175L263 176H261V175H259ZM16 174V173H15ZM36 174V173H35ZM182 174V173H181ZM201 174L203 175V172L202 173H200V175L199 176H201ZM242 174V173H241ZM256 174V173H255ZM11 175V174H10ZM45 175V176H46ZM51 175V174H50ZM110 175H111V173H110ZM128 175V174H127ZM133 175V174H132ZM136 175V174H135ZM148 175V174H147ZM162 175H164V174H162ZM244 175V174H243ZM251 175V174H250ZM53 176H54V174H53ZM102 176H104V178H105V174H103ZM102 176H100V177H102ZM107 177H108V175H106ZM131 176V175H130ZM176 175H174L173 177H175ZM182 176V175H181ZM203 176H206V174L205 175H203ZM216 176V175H215ZM214 176V177H215ZM240 176V175H239ZM242 176V175H241ZM249 176V175H248ZM261 176V177H260ZM55 177V176H54ZM107 177H106V180H107ZM122 177V176H121ZM141 177V176H140ZM145 177H147V176H145ZM144 177V178H145ZM172 177V175H171V179L173 178ZM177 177H179V176H176L175 178H176V180L177 179H179V178H177ZM207 177V176H206ZM216 177H218V176H216ZM222 177H224V176H222ZM232 177H235V176H233L232 175ZM244 177V176H243ZM255 177V176H254ZM14 178V177H13ZM15 178H16V176H15ZM17 178H18V175H17ZM43 178H45V177H43ZM49 178V177H48ZM109 178V177H108ZM116 178V177H115ZM131 178H133L132 176H131ZM136 178V177H135ZM151 178V177H150ZM156 178V177H155ZM158 178V177H157ZM159 178H161V177H159ZM163 178V177H162ZM203 178V177H202ZM241 178V177H240ZM240 178H237V180L235 181L236 183H237V181H238V179H240ZM19 179H20V177H19ZM18 179V180H19ZM51 179H53V177H52V175H51ZM50 179V180H51ZM98 179V178H97ZM122 179V178H121ZM170 179V180H171ZM189 179V178H188ZM224 179H225V177H224ZM248 179H247V181L246 182H248ZM47 181V178L46 179H44V182H46ZM49 180V179H48ZM48 181V182H50V184H52V182L51 181ZM69 180V179H68ZM105 180V181H106ZM139 180H140V178H139ZM162 180V179H161ZM174 180V179H173ZM176 180H174V181H176ZM204 180H205V178H204ZM203 180V181H204ZM216 180V179H215ZM235 180V179H234ZM241 180H242V178H241ZM245 180V179H244ZM244 180H242V182L244 181ZM53 181V180H52ZM88 181V180H87ZM103 182H104V179L102 180ZM148 181V180H147ZM180 181V180H179ZM178 181V182H179ZM192 181V180H191ZM222 181H223V179H222ZM232 181V180H231ZM40 182V181H39ZM42 182V181H41ZM96 182V181H95ZM100 182V181H99ZM98 182V183H99ZM132 182L133 181H131L130 183H131V185H132ZM146 182V181H145ZM217 182L218 181H216V185H217ZM219 182H221V180L219 181ZM218 182V183H219ZM245 182V181H244ZM243 182V183H244ZM245 182V183H246ZM20 183V182H19ZM107 183H109V181L107 182ZM123 183V182H122ZM142 183H144V181L142 182ZM155 183V182H154ZM239 183V182H238ZM240 183H241V181H240ZM240 183H239V185H240ZM242 183V186H243V189H245V183L243 184ZM46 184V183H45ZM45 184H44V187H45ZM48 184V183H47ZM46 184V185H47ZM103 184L104 183H102V187H103ZM115 184V183H114ZM124 184V183H123ZM135 183H133V185H134ZM146 184V183H145ZM148 184V183H147ZM157 184V183H156ZM175 184V182H173V185ZM210 184V183H209ZM223 184H225V183H223ZM232 184V183H231ZM248 184V183H247ZM247 184H246V189H245V191L244 192H247L248 193V190L249 191H251L250 189H248L247 190V188H249V185L247 186ZM18 185V184H17ZM93 185V184H92ZM130 185V186H131ZM149 185V184H148ZM147 185V186H148ZM150 185H152V183L150 184ZM177 185H178V183H177ZM176 185V186H177ZM183 185V184H182ZM192 184H190V186H191ZM203 185V184H202ZM237 185V184H236ZM48 186V185H47ZM100 186V187H101ZM120 187H121V185H119ZM154 186H155V184H154ZM153 186V187H154ZM171 186V185H170ZM186 186H189L188 184L186 185ZM223 186V185H222ZM241 186V185H240ZM80 187V186H79ZM135 187H137L136 185H135ZM139 187H141L140 185H139ZM157 187V186H156ZM203 187V186H202ZM215 187V186H214ZM239 187V186H238ZM98 188H99V186H98ZM105 188V187H104ZM103 188V189H104ZM131 188V187H130ZM142 188V187H141ZM229 188V187H228ZM101 189V188H100ZM111 189V188H110ZM145 189H147V187L145 188ZM144 189V190H145ZM152 189H154V188H152ZM184 190V187H182L181 188V190ZM193 189V188H192ZM214 189V188H213ZM220 189V188H219ZM240 189H241V187H240ZM45 190V189H44ZM43 190V191H44ZM46 190H48V189H46ZM136 190V189H135ZM138 190H140V189H138ZM156 190V189H155ZM186 191L187 190H189V189H185ZM37 191V190H36ZM39 191H41V190H39ZM83 191V190H82ZM104 191V190H103ZM111 191V190H110ZM146 191V190H145ZM149 191V190H148ZM148 191H146V192H148ZM151 191H153V190H150V192ZM190 191V190H189ZM199 191V190H198ZM219 192H220V190H218ZM38 192V191H37ZM174 192H175V190H174ZM174 192L171 190V193H173L174 194ZM177 192V191H176ZM176 192H175V194L174 195H176ZM191 192H194V191H191ZM218 192V193H219ZM229 192V191H228ZM231 192V191H230ZM229 192V193H230ZM241 192V191H240ZM95 193V192H94ZM110 193V192H109ZM168 193V192H167ZM178 193V192H177ZM183 193H184V191H183ZM186 193V192H185ZM188 193H190V192H188ZM194 193H197V192H194ZM206 193V192H205ZM218 193H217V195H218ZM247 193H245L246 194V196L248 197V195L249 194H247ZM20 194V193H19ZM87 194V193H86ZM85 194V195H86ZM103 194V193H102ZM181 194V193H180ZM192 195H193V193H191ZM191 194H189L190 196H192ZM32 195V194H31ZM187 195V194H186ZM233 195H234V193H233ZM232 195V196H233ZM250 195V196H251ZM29 196V195H28ZM93 196V195H92ZM126 196V195H125ZM124 196V197H125ZM179 196V195H178ZM249 196V197H250ZM54 197V196H53ZM103 197V196H102ZM127 197V196H126ZM187 197H188V195H187ZM228 197V196H227ZM235 197V196H234ZM20 198H21V196H20ZM19 198V199H20ZM173 199V197H172V194H171V197H169V199ZM230 198V197H229ZM228 198V199H229ZM243 198H244V196H243ZM168 199V198H167ZM175 199H176V197H175ZM234 200V198L232 197V198H230V200ZM122 200H124V199H122ZM155 200V199H154ZM182 200H185V199H182ZM214 201L216 200V198L215 199H213ZM213 200H211L210 199V201H213ZM230 200H228L229 202H232V201H230ZM237 200V199H236ZM245 200V199H244ZM253 200V201H254ZM169 201V200H168ZM167 201V202H168ZM171 201V200H170ZM178 201V200H177ZM186 201V200H185ZM202 201V200H201ZM213 201V202H214ZM218 201V200H217ZM238 201H239V199H238ZM237 201V202H238ZM246 201V202H247ZM125 202V201H124ZM127 202L128 201H126V204H127ZM154 201H152L151 202V206H152V204H154L153 203ZM160 202H161V204H162V201L160 200ZM176 202V201H175ZM191 202V201H190ZM189 202V203H190ZM212 202V203H213ZM216 202V201H215ZM233 202H235V201H233ZM16 203V202H15ZM129 203V202H128ZM148 203V202H147ZM173 203V202H172ZM178 203H180V202H178ZM188 203V204H189ZM197 203V202H196ZM226 203V202H225ZM239 203V202H238ZM245 203V202H244ZM125 204V205H126ZM156 204V203H155ZM154 204V205H155ZM165 204H166V202H165ZM165 204L163 205V207L165 206ZM173 204H175V203H173ZM188 204H185V207L188 205ZM231 204V203H230ZM230 204H226V206L227 205H229L230 206ZM237 204V203H236ZM239 204H242V203H239ZM249 204V203H248ZM124 205V206H125ZM169 205H170V202H169ZM172 205V204H171ZM182 205H184V204H182ZM191 204H189L188 206H190ZM195 205V204H194ZM193 205V206H194ZM208 205V204H207ZM232 205V204H231ZM243 205V204H242ZM246 205V204H245ZM253 205V204H252ZM42 206H43V204H42ZM45 206H46V204H45ZM178 206H180V205H178ZM187 206V207H188ZM198 206V205H197ZM196 206V207H197ZM208 206H210V205H208ZM236 206H238L236 209H238L239 208V205H236ZM236 206H234V208L236 207ZM247 206V205H246ZM245 206V207H246ZM249 206H250V204H249ZM263 206H264V204H263ZM15 207H17L18 208V206L16 205ZM20 207V206H19ZM22 207V206H21ZM166 207H167V205H166ZM166 207H164V208H166ZM171 207V206H170ZM195 207V208H196ZM231 207V206H230ZM241 207V206H240ZM42 208V207H41ZM45 208H47V207H45ZM148 208H149V206H148ZM152 208H154V207H151V209ZM155 208L157 209V207H156V205H155ZM173 208H174V205H173ZM194 208V209H195ZM210 208V207H209ZM209 208H208V210H209ZM222 209L224 208V207H221ZM232 208V207H231ZM248 208V209H247ZM247 208H245V209H247V210H249V207H247ZM251 208H253L252 206H251ZM260 208H262L261 210H260ZM16 209V208H15ZM22 209V208H21ZM156 209H155V212H156ZM159 209L160 208H158V211H159ZM172 209V208H171ZM177 209V208H176ZM181 208H179V210H180ZM190 209H192V207L190 208ZM227 209H228V207H227ZM235 209V211H237ZM254 209V208H253ZM253 209H250V210H253ZM37 210V209H36ZM92 210V209H91ZM95 211L96 210H98L97 208L96 209H94ZM147 210V209H146ZM175 210V209H174ZM225 210V209H224ZM234 210V209H233ZM233 210H232V212H233ZM16 211V210H15ZM151 211H152V213L154 212L153 210H150L149 212H150V214H151ZM157 211V212H158ZM176 211V210H175ZM175 211L173 212V214H175ZM178 211V210H177ZM181 211V210H180ZM179 211V212H180ZM197 211V210H196ZM218 211H219V209H218ZM231 211V210H230ZM69 212V211H68ZM98 212V211H97ZM146 212V211H145ZM166 212H167V209H166ZM185 212V211H184ZM193 212V211H192ZM206 212H207V209H206ZM229 212V211H228ZM231 212V213H232ZM2 213H4L3 211H2ZM18 213V212H17ZM95 213V212H94ZM167 213H172V210L170 211V212H167ZM178 212H176V214H177ZM181 213L182 212H180L179 214L181 215ZM224 213V212H223ZM234 213H236V212H234ZM252 213V212H251ZM149 214V213H148ZM156 214V213H155ZM158 214V213H157ZM156 214V215H157ZM165 214V213H164ZM225 214H227V213H225ZM14 215V214H13ZM89 215V214H88ZM204 215V214H203ZM212 215V214H211ZM230 215V214H229ZM234 215V214H233ZM232 215V216H233ZM252 215V214H251ZM148 216V215H147ZM164 216V215H163ZM169 216V215H168ZM172 216V215H171ZM223 216V215H222ZM231 216V215H230ZM237 216L238 215H236V217L235 218H237ZM249 218H250V212H249ZM253 216V215H252ZM259 216V217H260ZM14 217V216H13ZM67 217H68V215H67ZM92 217V216H91ZM157 217V216H156ZM159 217V216H158ZM166 217V216H165ZM224 217V216H223ZM255 217V216H254ZM258 217V218H259ZM147 218H149V217H147ZM154 218V217H153ZM153 218H151V219H153ZM206 218V217H205ZM226 218V217H225ZM230 217L228 216V219H229ZM248 218V219H249ZM67 219V218H66ZM150 219V218H149ZM156 219V218H155ZM251 219V218H250ZM249 219V220H250ZM253 219V218H252ZM260 219V218H259ZM15 220V219H14ZM144 220V219H143ZM157 220V219H156ZM161 220H162V218H161ZM163 220H164V217H163ZM172 220V219H171ZM233 220V219H232ZM6 221H7V219H6ZM5 221V222H6ZM73 221V220H72ZM72 221H71V223H72ZM80 221V220H79ZM145 221V220H144ZM150 221V220H149ZM165 221V220H164ZM163 221V222H164ZM230 221H231V219H230ZM256 221V220H255ZM262 221V222H263ZM13 222V221H12ZM54 222V221H53ZM156 222V221H155ZM155 222H154V224H155ZM166 222V221H165ZM165 222H164V224H165ZM169 222V221H168ZM234 222H235V220H234ZM253 222H254V220H253ZM9 223V222H8ZM16 223V222H15ZM14 222H13V224H15ZM64 223V222H63ZM66 223V222H65ZM64 223V224H65ZM69 222H67V224H68ZM74 223V222H73ZM80 223V222H79ZM142 223H145V222H142ZM231 223V222H230ZM233 223V222H232ZM254 223H256V222H254ZM254 223H253V225H254ZM10 224V226L12 225L11 223H9ZM55 224V223H54ZM151 224H153V223H151ZM154 224H153V226H154ZM157 224H158V222H157ZM160 224H161V222H160ZM235 224H237V223H235ZM264 224V223H263ZM66 225V224H65ZM80 225H81V223H80ZM163 225V224H162ZM234 225V224H233ZM244 225H245V223H244ZM261 225V224H260ZM15 226V225H14ZM73 226V225H72ZM256 226H258L257 224H256ZM255 226V227H256ZM121 227V226H120ZM124 227V226H123ZM157 227V226H156ZM240 227V226H239ZM248 227H249V225H248ZM262 227V226H261ZM72 229H73V227H71ZM74 228H75V224H74ZM258 228V227H257ZM263 228V227H262ZM14 229V228H13ZM65 229V228H64ZM70 229V228H69ZM146 229L148 230V228L146 227ZM231 229V228H230ZM239 229V228H238ZM241 229V228H240ZM242 229H243V227H242ZM255 229V228H254ZM10 230H11V228H10ZM65 230H67V227H66V229ZM74 230V229H73ZM118 230V229H117ZM6 231V230H5ZM8 231V230H7ZM6 231V232H7ZM63 231V230H62ZM70 231H72L71 229H70ZM120 231V230H119ZM151 231H152V229H151ZM231 231V230H230ZM244 232H245V230H243ZM242 231V232H243ZM256 231H258V230H256ZM6 232H4V233H6ZM10 232H12V231H10ZM66 232V231H65ZM127 232V231H126ZM239 232V231H238ZM237 232V233H238ZM249 232H250V230H249ZM3 233V234H4ZM9 233V232H8ZM7 233V234H8ZM67 233H68V230H67ZM66 233V234H67ZM70 233V232H69ZM119 233V232H118ZM231 233V232H230ZM2 234V233H1ZM18 234V233H17ZM249 234H251V232L249 233ZM5 235V234H4ZM3 235V236H4ZM10 235H12V233L10 234ZM237 235V234H236ZM244 235V234H243ZM3 236H2V238H3ZM251 236V235H250ZM257 236V235H256ZM1 237V236H0ZM8 237V236H7ZM68 237V236H67ZM238 240H239V238L237 237V236H235ZM240 237H242V236H240ZM245 237V236H244ZM259 237V236H258ZM16 238V237H15ZM243 238V237H242ZM246 238V237H245ZM250 237L248 236V239H249ZM262 239V236L261 237H259V239ZM66 239V238H65ZM232 239V238H231ZM237 239H235V242H237L236 240ZM260 239V240H261ZM0 240H2V239H0ZM230 240V239H229ZM262 241H263V239H262ZM2 242V241H1ZM229 242H231V241H229ZM234 242V241H233ZM250 242H251V240H250ZM260 242V241H259ZM260 244V243H259ZM263 245H264V243H262ZM262 245V246H263ZM234 247V246H233ZM261 248V247H260ZM262 249H264V246H263V248ZM263 253H264V250L262 251ZM7 264V263H6ZM9 264V263H8Z\"/></svg>","mask_w":264,"mask_h":264}]
</instances>
